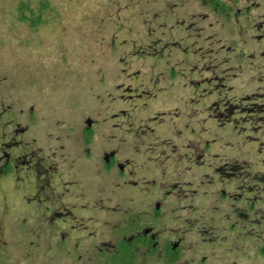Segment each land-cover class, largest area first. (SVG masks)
Masks as SVG:
<instances>
[{
	"label": "rangeland",
	"instance_id": "374dc122",
	"mask_svg": "<svg viewBox=\"0 0 264 264\" xmlns=\"http://www.w3.org/2000/svg\"><path fill=\"white\" fill-rule=\"evenodd\" d=\"M119 1L0 0V126L27 125L39 158L0 176V264H101L147 228L138 264H264V0H224L229 17ZM21 2L46 4L40 23ZM152 38L161 56L135 53ZM45 206L63 212L51 230Z\"/></svg>",
	"mask_w": 264,
	"mask_h": 264
},
{
	"label": "trees",
	"instance_id": "16d2710c",
	"mask_svg": "<svg viewBox=\"0 0 264 264\" xmlns=\"http://www.w3.org/2000/svg\"><path fill=\"white\" fill-rule=\"evenodd\" d=\"M112 1L115 3V5H117L116 10L121 9L122 6L119 0H112ZM135 1L139 2L141 0H135ZM151 1L155 2L156 0H150V2ZM200 1L202 2L203 5L207 6L217 15L223 17L230 16L232 7L224 0H200ZM44 8H46V4L44 2H41L39 6V11L35 15L34 10L29 6L28 3L21 2L19 5L20 14L18 18L21 21L28 22L30 26H35L36 24L41 22ZM26 11H29V13H26ZM151 17H152L151 22L154 23L159 22V27H164L165 23H162V21H160V13L152 12ZM152 33H153L152 28L148 27L146 37L150 38ZM159 42H160L159 39L152 38L150 39V42L146 45L138 44L135 53L138 55L146 54L152 57L161 56L162 50L156 47V45ZM182 53L186 54L187 51L185 49H182ZM170 72L173 77L177 75V72L174 69H171ZM219 88H222V86ZM222 101L223 99L218 100L217 104L219 106L224 104L225 101L223 103ZM92 135H93V128L90 125H87L83 129V139L85 145L90 144ZM111 163H112V159L110 160V162H105V166L109 168ZM155 213L156 214L158 213L157 209H155ZM133 226L135 227L137 225L134 223ZM153 242L154 239L145 235L143 232H140L138 235H135L133 237L126 236V234H123L115 241L113 247H110L109 250L103 249L102 253H100L99 255V261L102 264H138L137 254L135 252L136 246H148L150 252H154ZM178 258H179L178 248L176 247L173 249L172 246L169 245L167 248L166 261L168 263H172L176 261Z\"/></svg>",
	"mask_w": 264,
	"mask_h": 264
},
{
	"label": "flooded vegetation",
	"instance_id": "af4514ba",
	"mask_svg": "<svg viewBox=\"0 0 264 264\" xmlns=\"http://www.w3.org/2000/svg\"><path fill=\"white\" fill-rule=\"evenodd\" d=\"M213 105L214 106L212 108L219 106L217 104V101ZM208 107L211 108V106H208ZM3 113L5 114L6 112L3 111ZM0 127H1L0 128V176H7L13 171L18 170V168H21V169L24 168L26 171H30V172L35 171L36 166H38L39 158H38L37 151H35V149L33 148V146L35 145L34 138H32L27 132L28 126L27 125L21 126L19 122H16V123L13 122V117H12L10 119H6ZM196 148H198V144H195L194 149ZM111 151H114V154H115V150H111ZM113 155L109 156V153L105 154L104 164L105 162H110L111 159L113 162ZM105 157H107L108 160H106ZM45 209H47V212L49 213L51 212V214L42 215V221H46L51 230L54 220L57 218H61L63 216V212L57 213L55 211H50L49 206H45ZM35 228L36 227H34L32 223V227L31 228L29 227L26 230V232L22 231L21 234L24 235L25 238L26 237L30 238V236L33 233H35L36 231ZM148 231H149V228L141 232L149 236ZM149 237L154 239L153 245H154V252H155L156 239L153 235H150ZM114 244H112L111 246L99 247L96 251V254H95L96 257L94 260L96 262H100L99 255L100 253H102L103 249L109 250L110 247L114 246ZM172 244L173 243H170L168 244V246L169 245L172 246ZM174 248H176V246ZM166 254H167V250H166ZM32 255L37 256L39 254L38 252H36V253H32Z\"/></svg>",
	"mask_w": 264,
	"mask_h": 264
},
{
	"label": "water",
	"instance_id": "95a60500",
	"mask_svg": "<svg viewBox=\"0 0 264 264\" xmlns=\"http://www.w3.org/2000/svg\"><path fill=\"white\" fill-rule=\"evenodd\" d=\"M113 154H114V151H110V152H109V156H112ZM105 159L108 160L107 157H105ZM157 206H158V205H157ZM175 246H176V243H173V244H172V247L174 248Z\"/></svg>",
	"mask_w": 264,
	"mask_h": 264
}]
</instances>
